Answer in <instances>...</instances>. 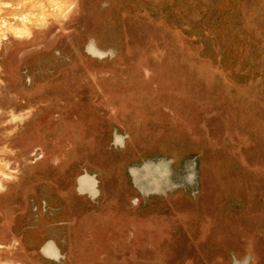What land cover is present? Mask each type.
Instances as JSON below:
<instances>
[{"label": "rangeland", "instance_id": "rangeland-1", "mask_svg": "<svg viewBox=\"0 0 264 264\" xmlns=\"http://www.w3.org/2000/svg\"><path fill=\"white\" fill-rule=\"evenodd\" d=\"M0 264H264V0H0Z\"/></svg>", "mask_w": 264, "mask_h": 264}]
</instances>
